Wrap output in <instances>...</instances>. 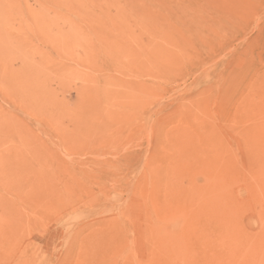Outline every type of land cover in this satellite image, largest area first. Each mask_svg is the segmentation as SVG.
Wrapping results in <instances>:
<instances>
[{
    "label": "rangeland",
    "instance_id": "rangeland-1",
    "mask_svg": "<svg viewBox=\"0 0 264 264\" xmlns=\"http://www.w3.org/2000/svg\"><path fill=\"white\" fill-rule=\"evenodd\" d=\"M263 143L264 0H0V264H264Z\"/></svg>",
    "mask_w": 264,
    "mask_h": 264
},
{
    "label": "bare ground",
    "instance_id": "bare-ground-1",
    "mask_svg": "<svg viewBox=\"0 0 264 264\" xmlns=\"http://www.w3.org/2000/svg\"><path fill=\"white\" fill-rule=\"evenodd\" d=\"M213 102H214V101H213ZM209 121H210V120H209ZM185 131H186V130H185ZM192 131H193V130H192ZM189 135H190V134H189ZM184 136H185V135H184ZM186 136H187V135H186ZM188 138H189V137H188ZM255 139H256V137H255ZM258 140H259V139H257L256 142H257ZM197 142H198V141H197ZM260 142H261V141H260ZM263 145H264V143H263ZM258 146H259V145H258ZM187 147H188V146H187ZM185 149H186V148H185ZM256 151H257V150H256ZM261 152H262V150H261ZM263 152H264V151H263ZM237 153H238V152H237ZM258 154H259V153H258ZM260 154H261V153H260ZM262 154H263V153H262ZM222 156H223V154H222ZM249 156H250V155H249ZM261 156H262V155H261ZM223 157H224V156H223ZM252 157H253V155H252ZM253 158H254V157H253ZM169 159H170V158H169ZM260 159H261V158H260ZM260 159H259V160H260ZM236 160H237V159H236ZM253 160H254V159H253ZM259 160L257 159V161H259ZM171 161H172V160H171ZM186 161H187V160H186ZM240 161H241V160H240ZM240 161H239V162H240ZM260 161H261V160H260ZM222 162H224V161H222ZM222 162H221V163H222ZM185 165H186V164H185ZM225 165H226V164H225ZM217 166H218V164H217ZM217 166H216V167H217ZM187 167H188V166H187ZM211 167H212V166H211ZM219 167H220V166H219ZM219 167H217V168H219ZM261 167H262V166H261ZM213 168L216 169L215 171L218 170V169L215 168V167H213ZM187 170H188V169H187ZM212 170H213V169H212ZM213 172H214V171H213ZM246 172H247V170H246ZM211 173H212V172H211ZM214 173L216 174L217 172H214ZM214 173H213V174H214ZM247 174H248V173H247ZM207 175H208V174H207ZM216 175H217V174H216ZM259 175H260V174H259ZM231 176H233V175H231ZM200 177H201V176H200ZM172 178H173V177H172ZM231 178H232V177H231ZM179 179H180V178H179ZM211 179H212V176H211V178H210V181H211ZM206 181H207V180H206ZM223 181H224V180H223ZM150 182H151V181H150ZM203 182H204V180H203ZM166 183H167V182H166ZM158 184H159V183H158ZM204 184H205V183H204ZM206 184H207V182H206ZM226 184H227V183H226ZM155 185H156V184H155ZM223 185H224V184H223ZM156 187H158V186L156 185ZM156 187H155V188H156ZM165 187H166V186H165ZM219 187H220V186H219ZM228 187H229V186H228ZM203 188H204V187H203ZM205 188H206V186H205ZM223 188H224V187H223ZM226 188H227V187H226ZM226 188H225V190H226ZM220 190H221V189H220ZM222 190H223V189H222ZM238 190H239V189H238ZM170 192H171V191H170ZM225 192H226V191H225ZM225 192H224V193H225ZM238 192H239V191H238ZM149 193H150V192H149ZM202 193H203V192H202ZM202 193H201V194H202ZM222 193H223V192H222ZM171 194H172V193H171ZM193 194H194V192H193ZM228 194H229V193H228ZM211 195H212V194H211ZM220 195H221V193H220ZM171 196H172V195H171ZM171 196H170V197H171ZM190 196H192V195L190 194ZM145 197H147V196H145ZM164 197H165V196H164ZM172 197H173V196H172ZM172 197H171V198H172ZM210 197H211V196H210ZM220 197H221V196H220ZM147 198H148V197H147ZM153 200H154V199H153ZM165 200H166V199H165ZM167 200H168V199H167ZM146 201H147V200H146ZM151 201H152V200H151ZM190 201H191V200H190ZM192 203H193V201H192ZM200 203H201V202H200ZM154 204H155V203H154ZM201 204H202V203H201ZM215 205H216V204H215ZM183 206H184V205H183ZM149 207H150V206H149ZM178 207H179V206H178ZM153 208H155V207H153ZM170 209H171V208H170ZM151 210H152V209H151ZM153 210H155V209H153ZM182 210H183V208H182ZM162 211H163V210H162ZM154 213H155V212H154ZM154 213H153V214H154ZM176 216H177V215H176ZM176 216H175V217H176ZM168 218L170 219V217H168ZM121 222H122V221H121ZM251 222H252V221H251ZM165 225H166V224H164V226H165ZM112 226H113V225H112ZM160 226H161V225H160ZM161 227H162V226H161ZM111 228H112V227H111ZM120 228H121V227H120ZM123 228H124V227H123ZM156 228H157V227H156ZM162 228H163V227H162ZM228 228H229V227H228ZM109 229H110V228H109ZM121 229H122V228H121ZM110 230H111V229H110ZM112 230H114V229L112 228ZM115 230H116V229H115ZM164 234H165V233H164ZM229 234H230V233H229ZM179 236H180V235H179ZM179 236H178V237H179ZM231 237H232V236H231ZM243 237H244V236H243ZM245 237H246V236H245ZM247 237H248V236H247ZM132 239H133V238H132ZM233 239H234V238H233ZM237 239H238V238H237ZM166 240H168V239H166ZM234 240H235V239H234ZM240 240H241V238H240ZM249 240L251 241V238H250ZM130 241H131V240H130ZM232 241H233V240H232ZM246 241H247V240H246ZM246 241L244 240V242H246ZM131 243H132V242H131ZM180 243H181V240H180ZM232 243H233V242H232ZM175 244H176V243H175ZM182 244H183V243H182ZM203 244H204V243H203ZM233 244H234V243H233ZM233 244H232V245H233ZM241 244H242V243H241ZM130 245H131V244H130ZM184 245H185V244H184ZM184 245H182V246H184ZM133 246H134V244H133ZM180 247H181V246H180ZM187 247H188V246H187ZM228 249H229V248H228ZM173 251H174V250H173ZM173 251H172V252H173ZM178 252H179V251H178ZM131 253L133 254L134 252H131ZM210 253H211V252H210ZM134 254H136V253H134ZM169 254H170V253H169ZM224 254H225V253H224ZM228 255H229V254H228ZM125 256H126V255H125ZM135 256H136V255H135ZM165 256H166V255H165ZM136 257H137V256H136ZM180 257H182V256H180ZM214 257H216V256H214ZM224 257H225V256H224ZM231 257H232V256H231ZM231 257H230V258H231ZM111 258H112V257H111ZM111 258H110V259H111ZM120 258H121V257H120ZM112 259H113V258H112ZM134 259H135V258H134ZM114 260H115V259H114Z\"/></svg>",
    "mask_w": 264,
    "mask_h": 264
}]
</instances>
